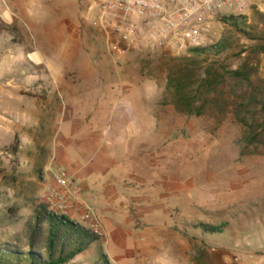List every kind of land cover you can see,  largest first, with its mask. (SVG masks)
Segmentation results:
<instances>
[{"label": "rangeland", "instance_id": "374dc122", "mask_svg": "<svg viewBox=\"0 0 264 264\" xmlns=\"http://www.w3.org/2000/svg\"><path fill=\"white\" fill-rule=\"evenodd\" d=\"M85 2V25L70 28L73 34L82 35L81 42L58 40L62 28L54 27L51 19L52 0H24V9L19 11L21 26H0V238H20L35 206H59L53 198L58 187L51 177V152L56 141L61 147L64 139L72 150L81 148L87 119L81 111H88L99 100L90 99L95 91H87L85 84L75 86L82 82L76 76L72 82L78 97L66 90L59 96L53 80L48 82L53 84L49 92L35 91L32 73L42 78L47 66L54 72L62 67L73 72L95 63L107 70L99 77L103 83L100 94L96 91L102 99L96 114L102 126L110 115L108 107L120 98L131 99L134 113L147 121L150 133L144 143L150 148L149 166L143 172L149 177L150 217L141 220L137 210L131 223L125 210L118 220L125 231L149 222L145 241L137 245L143 231L138 228L133 237L121 236L123 243H114L112 252L102 247L101 239L86 257L95 259L100 247L120 264H264V0H242L240 8L219 17L202 47L180 53L130 50L122 56L109 52L108 41L116 38L99 21L105 0ZM231 16L242 19L237 27L226 21ZM196 49L207 50L199 53ZM236 70L242 75L233 73ZM28 90L36 97L20 95ZM34 99L42 115L48 109L47 100L66 109V121L60 117L30 122ZM78 105L82 110L75 115ZM5 108L15 112L6 114L8 120L2 117ZM73 125L82 128L73 129ZM16 136L19 147L20 140L26 139V144L13 155L9 147ZM176 179L195 185L203 205L198 212L168 196ZM75 188L76 194L65 195V215L93 232L97 229L103 238L98 215L78 201L83 192ZM206 201L213 206H204ZM11 207L18 214L8 220ZM222 221L228 226L221 237L204 236L196 227Z\"/></svg>", "mask_w": 264, "mask_h": 264}, {"label": "crops", "instance_id": "0c3cea01", "mask_svg": "<svg viewBox=\"0 0 264 264\" xmlns=\"http://www.w3.org/2000/svg\"><path fill=\"white\" fill-rule=\"evenodd\" d=\"M23 3L24 0H0V26H21L19 11L24 9ZM52 3L54 5L51 8V19L54 21V27L62 28L60 33L57 34L58 40L62 42H81L82 35L79 33L77 35L73 34L70 28L85 25L87 18L85 0H64L63 3L53 2L52 0ZM10 4L12 7H9ZM98 4L94 3L93 6H97ZM57 69L58 72L57 70L54 72L50 66L45 67L42 78L39 77V74L33 72L31 88L35 91L47 90L49 92L53 84H48V82L53 80L56 82L55 86L59 96L66 90V92H71V97H78V94H74V82H72V77L76 76L82 82L74 83L75 86L78 87V85L85 84L87 91H95L90 96V99L91 97L94 99L97 97L99 100H94L89 106L91 108L88 111H81V105L76 106L75 111H73L75 115L81 111L87 116V119H84L85 130L83 131L85 135L82 137L81 148L72 150L68 145L67 139H64L65 141H62L61 147H58L56 141V146L51 152L53 156L50 161L51 177L53 179L54 173H62L74 181L73 186L76 185L81 188L83 198L81 199L79 195L78 201L83 202L86 208L91 209L94 214L96 213V216L98 215L104 234L102 247L108 248L112 252L114 243H123L124 238L122 237L121 239V236L129 234L133 237L134 231L138 228L143 229L142 234H139V242H137V245H141V242L145 241L149 222L145 223V225L134 227V231L130 230L127 232L123 229L124 226L121 227L118 220L121 218V215L125 214V210L129 212L127 216L131 220V223L133 218H136L134 212L137 210L141 220L145 221L146 216L147 219L150 217V209L147 207L149 202V177L143 172V168L149 166L148 153L150 148L148 143H144V139H147L150 133L147 124H145L147 121H144L143 116L134 113L131 99L120 98L112 108L108 107L110 115L106 118L105 125L102 126V118L100 119L96 116L101 111L102 106L99 91L102 89L103 83L99 77L102 76L103 71L107 70L95 66V63L89 67H80L73 72L69 68L62 67ZM108 71L106 73L110 75L111 72L110 70ZM30 91L21 92L29 93ZM21 92L20 95L25 96ZM33 103L36 110H30L32 111L30 122L32 120L33 122H42L43 120L48 122L54 118L58 120L60 117L63 123L66 121L68 111L64 110L61 106H57V103L55 106L54 103L47 100L46 105H48V109L44 115L39 111L38 100L34 99ZM141 103L142 105L144 104V99L141 100ZM145 103L148 106L149 100L145 99ZM12 113L15 112L10 108H5L2 117L8 120L6 114L12 115ZM22 113L28 117L26 112ZM91 115L95 116L92 117ZM91 118L95 120L92 124L88 122H91ZM72 128L81 130L82 126L75 127L73 125ZM25 140H20L19 150L26 144ZM40 146L42 147L43 143ZM39 178L43 179V173H40ZM170 185L174 190L168 196L174 202H178L182 206L184 201L186 204H189V209L195 212H198L202 208L198 202V191L191 180L183 181L182 179H176ZM117 190L120 191L119 193L122 196L118 194ZM203 204L207 207L213 206V203L210 201L203 202ZM118 211L119 215L116 216L115 213ZM70 212L73 214L75 211ZM78 212L81 214V210ZM162 216L166 217L165 211L162 213ZM67 217L71 219L69 216ZM75 223L87 227L81 221ZM225 232L226 229L222 234L218 235L202 233L207 237H221ZM107 255L112 264H120L118 258L113 256V253V257H111V254L107 253Z\"/></svg>", "mask_w": 264, "mask_h": 264}, {"label": "built area", "instance_id": "2783aa9c", "mask_svg": "<svg viewBox=\"0 0 264 264\" xmlns=\"http://www.w3.org/2000/svg\"><path fill=\"white\" fill-rule=\"evenodd\" d=\"M241 5L242 0H105L99 21L116 38L108 41L112 55L122 56L130 50L180 53L204 46L211 25ZM53 179L58 187L53 198L59 206L51 204L50 208L65 215V195L76 194V188L62 173H54ZM94 232L102 236L97 229Z\"/></svg>", "mask_w": 264, "mask_h": 264}, {"label": "trees", "instance_id": "16d2710c", "mask_svg": "<svg viewBox=\"0 0 264 264\" xmlns=\"http://www.w3.org/2000/svg\"><path fill=\"white\" fill-rule=\"evenodd\" d=\"M240 20L242 21L234 16L226 18V21H230L235 27ZM206 50L196 49L195 52L203 53ZM233 73L242 75L239 70ZM24 95L36 97L33 93ZM9 148L13 155H17V136ZM2 174L3 168L0 164V177ZM17 214L18 209L9 208L8 220L17 218ZM227 226L228 222L222 221L219 224L201 223L196 227L206 234L218 235L222 234ZM101 239L102 236L75 223L66 215L50 210L46 204H39L34 207L20 238L11 241L0 238V264H112L100 247L97 248L95 259L85 255Z\"/></svg>", "mask_w": 264, "mask_h": 264}]
</instances>
